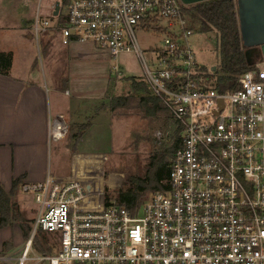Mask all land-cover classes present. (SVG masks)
Segmentation results:
<instances>
[{"label": "built area", "instance_id": "2783aa9c", "mask_svg": "<svg viewBox=\"0 0 264 264\" xmlns=\"http://www.w3.org/2000/svg\"><path fill=\"white\" fill-rule=\"evenodd\" d=\"M57 1L61 3L58 14ZM47 4L48 15L41 7ZM183 0H38L32 36L94 43L117 58L133 51L151 93L180 129L169 177L137 211L90 198L85 184L48 174L23 181L37 204L19 264L39 234L60 245L37 256L48 264H264V61L222 88L197 62L195 28ZM161 30L163 46L147 59L137 32ZM68 131L63 114L50 140Z\"/></svg>", "mask_w": 264, "mask_h": 264}, {"label": "rangeland", "instance_id": "374dc122", "mask_svg": "<svg viewBox=\"0 0 264 264\" xmlns=\"http://www.w3.org/2000/svg\"><path fill=\"white\" fill-rule=\"evenodd\" d=\"M37 10L38 0H0V16L8 21V25H15L20 19L21 21L25 19L24 25L29 28L32 24L31 18L36 15ZM236 10L239 22L242 23L241 40L244 37L245 42L250 43L263 39L264 21L247 19L244 11L238 10L237 2ZM41 13L49 14L47 4L42 5ZM1 23L0 20V46L21 49L29 46L34 50V55L38 56L39 69L44 57L45 64L55 75L56 81L59 80V85L65 91L71 90L68 102L65 103L67 113H63L68 131L60 141L55 142L59 149H63L61 156L57 147L52 148L53 171L58 172L57 175L60 177L66 176L82 181L89 197L102 200L104 203L107 196L115 200L119 190L127 189L128 180L133 176L145 177L152 153L163 151L166 144L170 145L173 127L168 111L146 116L135 102L116 109H111L109 105V100L113 96L134 94L132 80L128 79L129 77L145 76L138 55L128 51L117 58H112L109 54L96 49H82L72 53L61 47L59 34L54 37V41L41 37L40 49L36 39L30 42L31 39L26 35L23 37L18 35L21 33L18 26L8 29ZM257 32L262 33L259 38H255L254 33ZM136 36L147 59H154L155 53L152 51L163 46L164 32L148 30L137 32ZM218 41L219 34L216 30L211 32L195 30L189 39L197 62L211 71H214L213 67L221 66ZM73 80L76 83L73 84ZM93 123L94 128L84 135L82 141L84 132L82 130L90 128ZM172 156L173 153L169 156L170 161L173 159ZM153 190L149 189L146 192L143 202L149 198ZM16 200L22 217L32 225V219L37 214V204L33 196L17 191ZM18 222L19 220H16L8 226L19 228ZM21 236V243H26L28 238L23 231ZM44 236L55 252L60 245L59 235L48 232L44 235L39 234L38 241L43 246ZM13 244L12 238L6 240L7 250ZM42 254L33 246L29 253L30 258L24 264H48L37 259V256Z\"/></svg>", "mask_w": 264, "mask_h": 264}, {"label": "crops", "instance_id": "0c3cea01", "mask_svg": "<svg viewBox=\"0 0 264 264\" xmlns=\"http://www.w3.org/2000/svg\"><path fill=\"white\" fill-rule=\"evenodd\" d=\"M35 16L31 18L32 23ZM1 17V25H5L4 28L12 29L18 26L21 32L19 36L26 35L31 39L30 42L36 39L32 36V24L29 28L24 25L25 19H20L15 25H8V21ZM54 37L43 38L54 41ZM36 43L40 48V41L36 39ZM61 47L72 53L82 49L102 51L89 42L76 41L70 45L62 42ZM6 50L12 51L14 58L8 75L0 74V181L9 191L13 180L18 177H22L23 181H42L50 173L59 176L58 172L52 169V148L59 147L55 144L57 141L50 140V127L53 117L67 113L65 103L68 102L71 90L65 91L59 85V80L56 81L55 75L45 64L44 57L39 69L38 56L34 55V50L29 46L24 49L0 46V51ZM94 126L93 123L90 128L84 130L82 141L84 135ZM62 151V148L59 149L60 156ZM21 232L20 227H0V264H19L25 249V243H21ZM11 238L14 244L7 250L6 240Z\"/></svg>", "mask_w": 264, "mask_h": 264}, {"label": "trees", "instance_id": "16d2710c", "mask_svg": "<svg viewBox=\"0 0 264 264\" xmlns=\"http://www.w3.org/2000/svg\"><path fill=\"white\" fill-rule=\"evenodd\" d=\"M186 13L190 24L195 30L201 32L217 31L219 34L220 67L216 68L212 79H216L218 86L226 88L227 85L234 87L235 80L240 74L256 67L247 63L245 48L242 45L239 18L236 10V0H205L186 7ZM12 51H0V74L8 75L13 63ZM131 87L134 94L127 96H113L110 101L111 109L117 107H127L135 102L145 113L154 116L159 111L167 110L162 101L152 94L146 82L132 76ZM171 120V119H170ZM173 131L170 135L169 144H166L163 151L152 153L146 176H133L128 180L129 187L119 190L116 200L129 210L137 211L144 201L146 192L149 189H157L169 177L170 159L169 156L182 145L180 129L177 123L172 121ZM83 129L82 131H84ZM23 182L22 177L13 180L12 187L7 191L0 181V227L11 225L19 220V227L24 235L29 238L31 225L22 217L18 210L16 192ZM112 202L111 198H105V204ZM44 235V234H43ZM38 235L33 240V246L43 254L52 253L53 247L49 245L46 236L43 237L44 245L39 243Z\"/></svg>", "mask_w": 264, "mask_h": 264}, {"label": "water", "instance_id": "95a60500", "mask_svg": "<svg viewBox=\"0 0 264 264\" xmlns=\"http://www.w3.org/2000/svg\"><path fill=\"white\" fill-rule=\"evenodd\" d=\"M186 4H195L199 1L205 0H183ZM237 7L239 11H244L246 18L250 21H254L258 19L259 21H264V0H236ZM61 3L57 1L56 11L54 15L58 14ZM249 21V22H250ZM240 33H241V21L239 22ZM262 33L257 32L254 33L255 38H259L258 36ZM243 34L241 33V36ZM247 38V37H246ZM249 40V39H248ZM242 45L245 48V55L247 59V63L251 66L252 64H257L259 62L264 61V38L261 40H255L250 43H246L244 37H242ZM216 71V67L212 68Z\"/></svg>", "mask_w": 264, "mask_h": 264}]
</instances>
